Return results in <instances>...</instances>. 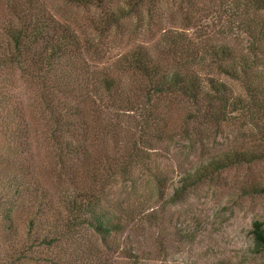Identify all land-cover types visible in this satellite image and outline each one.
I'll list each match as a JSON object with an SVG mask.
<instances>
[{"label": "trees", "instance_id": "obj_1", "mask_svg": "<svg viewBox=\"0 0 264 264\" xmlns=\"http://www.w3.org/2000/svg\"><path fill=\"white\" fill-rule=\"evenodd\" d=\"M60 1L86 7L112 0ZM225 1L233 22L238 20L245 36V51L238 60H220L217 69L241 81L248 103L240 109L243 113L253 108L251 129L262 143L264 127L258 120L264 118V0ZM126 2L127 6L134 2L143 8L153 3ZM6 9L7 53H0V73L5 69L11 74L18 72L34 89L35 107L45 121L42 139L54 150L51 166L43 169L35 165L27 105L0 101V264H114V257L134 260L131 252H117L109 246L108 240L125 229L123 221L128 213L119 203L108 204L107 186L118 174L116 170L128 178L131 163L142 158L137 154L139 149L122 146L114 157L104 154L90 160L86 144L91 130L89 110L100 106L110 112L140 110L146 114L156 101L177 97L193 110L189 122L216 126L236 103L229 104L224 84L205 79L204 86L198 70L200 49L180 37H163L162 47H155L153 52L132 47L112 65V73L89 71V54L95 52L102 38L116 37L119 20L127 15L111 12L101 25L90 27L88 35L78 34L71 22L57 20L43 0H10ZM219 50L228 54L231 47L225 45ZM191 131L183 132L190 140ZM4 140L11 143L10 147ZM12 148L15 153L7 152ZM263 159L262 149L222 153L194 171L195 183L214 172ZM44 174L55 182L54 189L42 181ZM249 191L261 194L264 187L253 186ZM117 210L122 213L118 215ZM16 217L24 218L26 231L21 235L15 231ZM250 234L253 248L264 250V223L254 221ZM36 250L51 255L37 257L35 254L40 253Z\"/></svg>", "mask_w": 264, "mask_h": 264}, {"label": "rangeland", "instance_id": "obj_2", "mask_svg": "<svg viewBox=\"0 0 264 264\" xmlns=\"http://www.w3.org/2000/svg\"><path fill=\"white\" fill-rule=\"evenodd\" d=\"M43 1L57 20L71 22L78 34L91 35L90 27L101 25L111 12L127 15L119 20L116 37L102 38L95 52L89 54V71L98 75L112 73L115 71L112 65L132 47L142 46L153 52L155 47H162L163 37H180L200 49L198 70L204 86H207L205 79L224 84L229 104H238L231 106L225 120L216 126L198 120L189 122L188 115L193 110L177 97L156 101L146 114L140 110L110 112L100 106L89 110L91 130L87 133L86 144L90 160L104 154L114 157L122 146L139 149L137 154L142 158L139 163H131L128 178L121 177L116 170L118 174L107 186L108 204L116 206L119 203L128 213L123 221L125 229L108 240L109 246L117 252H131L135 257L134 260L114 257L112 262L264 264V250L253 248L250 234L254 221L264 223V192L249 193L250 187H264V159L248 166L214 172L195 183L194 171L205 166L211 158L231 151L264 150V141L260 143L251 129L253 108L243 113L240 109L248 103L241 81L217 69L220 60L225 57L238 60L245 51V36L238 20L233 22L227 2L152 0V4L143 8L134 2L127 6V0L86 7L60 0ZM8 2L10 0H0V53L5 54ZM225 45L231 47L228 54L219 50ZM35 95L34 89L18 72L11 74L5 69L0 73V101L25 102L27 122L32 131V161L47 169L51 166L54 149L42 139L45 121L35 107ZM258 123L264 127V118ZM97 129L105 132L100 134ZM186 129H192L191 140L183 133ZM4 142L10 147L8 140ZM15 151L13 148L7 150L9 153ZM42 181L53 189L56 186L46 174L42 175ZM120 213L122 211L117 210V214ZM23 219L16 217L14 221L19 235L26 231ZM36 252L40 254L35 256L41 258L51 255L46 250ZM31 264L46 263L33 261Z\"/></svg>", "mask_w": 264, "mask_h": 264}]
</instances>
